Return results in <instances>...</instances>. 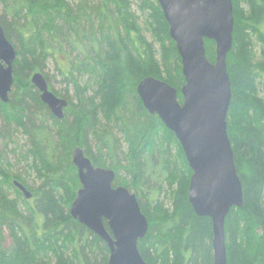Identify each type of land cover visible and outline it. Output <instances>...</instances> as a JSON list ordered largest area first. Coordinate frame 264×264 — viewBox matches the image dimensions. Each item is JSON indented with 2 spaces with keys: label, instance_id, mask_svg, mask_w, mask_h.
<instances>
[{
  "label": "trees",
  "instance_id": "16d2710c",
  "mask_svg": "<svg viewBox=\"0 0 264 264\" xmlns=\"http://www.w3.org/2000/svg\"><path fill=\"white\" fill-rule=\"evenodd\" d=\"M231 1L227 134L243 206L232 208L225 219L226 259L227 264H264V0ZM0 3V25L18 46L9 101L0 102V264H107L104 242L69 215L80 188L71 162L76 147L95 167L114 171V187L136 196L149 225L138 242L146 264H212L211 221L195 216L188 203L191 171L182 149L161 121L143 108L136 92L142 79L153 77L176 89L182 102L180 58L157 0H139L138 10L147 15L159 61L127 0L80 1L75 9L66 0ZM67 43L71 52L66 54L62 46ZM254 43L261 46L257 65ZM204 47L213 63L214 43L205 41ZM60 56H65L63 63ZM49 61L74 91L75 103L67 92L61 96L68 104L62 120L50 114L30 83L32 74L41 73L54 93L43 74ZM83 75L88 80L81 87L76 76ZM9 162L19 164L23 174L5 169ZM27 172L39 182L33 190L22 177ZM14 181L31 192L30 201ZM154 193L167 195L171 208L152 198ZM4 229L11 238L7 248Z\"/></svg>",
  "mask_w": 264,
  "mask_h": 264
},
{
  "label": "water",
  "instance_id": "95a60500",
  "mask_svg": "<svg viewBox=\"0 0 264 264\" xmlns=\"http://www.w3.org/2000/svg\"><path fill=\"white\" fill-rule=\"evenodd\" d=\"M168 35L180 58L184 85L177 90L153 77L136 87L143 108L155 115L179 143L191 176L188 203L199 218H209L212 264H227L225 219L232 208L243 206V189L227 134L231 84L226 56L233 45L231 0H157ZM205 41L215 46L209 62ZM16 50L0 25V101L8 103L13 86ZM51 115L62 120L67 101L52 93L41 73L30 77ZM80 185L69 208L72 220L87 228L108 248L107 264H146L138 242L148 232V221L136 196L114 187V171L95 167L80 148L71 154ZM13 185L26 199L31 194L19 182Z\"/></svg>",
  "mask_w": 264,
  "mask_h": 264
},
{
  "label": "rangeland",
  "instance_id": "374dc122",
  "mask_svg": "<svg viewBox=\"0 0 264 264\" xmlns=\"http://www.w3.org/2000/svg\"><path fill=\"white\" fill-rule=\"evenodd\" d=\"M66 1L72 6V8L75 9L79 5L80 1H86V0H66ZM87 1L90 2L91 0H87ZM127 1H129L130 4H131V12L134 13L135 16L138 18L137 23H138V26L141 29V35L145 38V40L148 43L152 44L154 50L156 51V59L159 61V45L155 41V39H154V37H153V35L151 33L150 27L148 26V22L147 21H149V20H147V15L146 14H142L138 10L139 0H127ZM241 7L244 10H247V7H246L245 4H242ZM0 16H3V8H2L1 3H0ZM11 44L14 46L15 50H18V46H17L15 41H11ZM62 48H63L62 51H64L66 54L71 52V48H70V44L69 43H67V46H65V45L62 46ZM214 50H215V46H214ZM260 51H261V46L258 43H254L253 44V53H254V58H255V62H256L255 65L261 63L260 62L261 61V53H260ZM74 54H76V53H74ZM64 58H65V56H60L59 57L60 61H61V59H64ZM63 62L64 61H61V63H63ZM45 67H46V69L44 70L43 74L46 75L47 78L49 79L50 87L53 89V91L56 94V96H58V98H60V99H64L61 96L62 95L63 96L66 95V92H67V96L66 97L70 101H73L75 103V101L72 99L74 97V91H73L72 87L66 85L63 82L61 75H58L56 73L55 65H54L53 61H49L48 63H46ZM263 77L261 78L262 80H260L261 83H263V80H264ZM76 78H77V82L79 83V85H81V87H83L84 83H86L87 80H88L87 76H85V75H83L81 77L76 76ZM260 84L258 83V86H257L259 91H261V85ZM259 96L263 98V95L261 93L259 94ZM66 99H64V100H66ZM227 117H228V114H227ZM121 145H122L121 148L124 151L125 150V144L123 143V141H121ZM12 163L13 162H9L10 166L5 167V169L9 168L8 171L11 174H13V175H15L16 173H19V172L23 174V171L21 170V166L19 164H16V165L13 164V166H12ZM182 170H183L182 175H184V176L186 175V177L189 178L190 175L186 171V169L182 168ZM182 170H181V172H182ZM22 177L25 179V181H26L25 183L27 184V187H30V190H33V189H35L36 187L39 186V182L36 181V179H35L34 175H32V173L27 172V175H24V176L22 175ZM164 189H166V187ZM7 194L11 198L15 197L13 195V193L11 192V190H9L7 192ZM164 195H165L164 193H162L161 195L157 194V193H154V196H152V198H159V200L163 203V205H164V207L166 209L167 208H171V200H170V198H168L167 195H166V197ZM2 233H3V238H4V247L7 248L8 246H11V238L9 237L8 231L6 229H4ZM227 236H228V234L225 232V249H226V243H227ZM229 237H230V241L232 242V233L231 232L229 234Z\"/></svg>",
  "mask_w": 264,
  "mask_h": 264
},
{
  "label": "bare ground",
  "instance_id": "6f19581e",
  "mask_svg": "<svg viewBox=\"0 0 264 264\" xmlns=\"http://www.w3.org/2000/svg\"><path fill=\"white\" fill-rule=\"evenodd\" d=\"M14 47V46H13ZM15 49V48H14ZM49 88V87H48ZM41 101V100H40ZM1 102V101H0ZM2 103V102H1ZM42 103V102H41ZM4 104V103H3ZM43 104V103H42ZM50 112V111H49ZM51 114V113H50ZM57 120V119H56ZM76 148H78V147H76ZM75 149V148H74ZM73 149V150H74ZM82 150V149H81ZM73 152V151H72ZM72 154V153H71ZM13 185V184H12ZM14 186V185H13ZM15 187V186H14ZM16 188V187H15ZM17 189V188H16ZM18 190V189H17ZM21 194H22V192L20 191V190H18ZM27 191V190H26ZM29 192V191H28ZM30 193V192H29ZM31 194V193H30ZM22 197L26 200V201H30L31 200V198H32V195H31V198L30 199H26L24 196H23V194H22ZM196 216V215H195ZM212 233V232H211ZM211 250H212V246H211ZM212 261H213V256H212Z\"/></svg>",
  "mask_w": 264,
  "mask_h": 264
},
{
  "label": "flooded vegetation",
  "instance_id": "af4514ba",
  "mask_svg": "<svg viewBox=\"0 0 264 264\" xmlns=\"http://www.w3.org/2000/svg\"><path fill=\"white\" fill-rule=\"evenodd\" d=\"M52 92V91H51ZM65 111V110H64ZM15 182V181H14Z\"/></svg>",
  "mask_w": 264,
  "mask_h": 264
}]
</instances>
